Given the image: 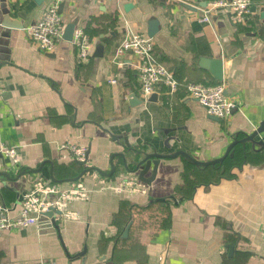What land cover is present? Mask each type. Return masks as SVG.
Wrapping results in <instances>:
<instances>
[{"label":"crops","instance_id":"0c3cea01","mask_svg":"<svg viewBox=\"0 0 264 264\" xmlns=\"http://www.w3.org/2000/svg\"><path fill=\"white\" fill-rule=\"evenodd\" d=\"M49 1L0 0V142L17 152L0 155V204L14 214L39 177L61 188L80 178L90 193L67 203L74 217L40 214L0 233V264H264L263 132L235 150L241 164L177 155L150 181L135 170L143 152L220 157L264 120V0L240 22L224 10L199 21L207 0H62L64 31L92 39L85 60L71 38L45 52L25 34ZM129 29L152 39L178 80L223 82L237 109L220 119L184 90L143 98L135 58L114 57ZM65 140L87 146V167L59 148ZM122 180L138 188L118 189Z\"/></svg>","mask_w":264,"mask_h":264},{"label":"built area","instance_id":"2783aa9c","mask_svg":"<svg viewBox=\"0 0 264 264\" xmlns=\"http://www.w3.org/2000/svg\"><path fill=\"white\" fill-rule=\"evenodd\" d=\"M61 1L50 0L40 17L25 27L27 37L42 51L51 52L64 38V23L59 8ZM252 3V0H207L200 7L201 14L197 18L201 22H210L213 15L224 10L227 11L232 21L240 22L251 13ZM71 42L80 60L89 57L93 42L83 29H74ZM125 53H131L135 58L133 65L137 71L140 94L143 98L158 92L173 94L178 90H184L186 96L196 99L208 114L220 119H227L238 107V101L226 94L225 84L221 81L205 84L178 80L172 71L156 59L153 42L145 33L127 30L115 46L114 57ZM109 81L115 83L116 79L112 78ZM160 87H164V89L161 90ZM59 148L66 150L75 160L83 162L88 160L87 146L84 144L65 140L59 144ZM0 155H5L12 161H16V147L0 142ZM108 185L107 183L103 186ZM133 185L128 186L126 182L122 181L118 189L127 186L131 189L138 188L137 184ZM89 193L90 190L80 180L72 182L68 187L61 188L58 184L39 177L34 180L28 190L22 192L14 214H10L9 206L0 204V233L14 228L27 227L35 223L39 215L48 210L58 211L55 214L63 218L74 217L76 213L66 209L67 203L74 199H84ZM21 264L58 263L54 259H41Z\"/></svg>","mask_w":264,"mask_h":264},{"label":"water","instance_id":"95a60500","mask_svg":"<svg viewBox=\"0 0 264 264\" xmlns=\"http://www.w3.org/2000/svg\"><path fill=\"white\" fill-rule=\"evenodd\" d=\"M68 34V35H67ZM64 37H68V38H71V33H66V31H64ZM217 66V70L215 71L216 73V77L217 79H221L222 78V73L220 71V62L219 61H215L214 62ZM155 96V95H153ZM135 96L132 95V98H134ZM132 102V100H131ZM139 102V101H138ZM263 132L264 133V120L261 121V123L259 124V126L254 129L252 132L250 133H245V135L240 138V139H237V138H233L232 141L230 142V144L228 145L226 151L224 152L223 155H221L220 157H217V158H214V159H210V160H206V161H203V160H199L195 157H193L192 155H190L189 153L183 151V150H178V151H175V152H171V153H159V152H151V153H147V152H143V157L140 158L136 165H135V170H137L139 167L143 166L140 170H139V177L142 178L143 180L145 181H150L151 178L154 177L155 175V172H156V168H157V164L159 162V160L161 158H165V157H175L177 155H181L183 157H185L188 161H190L191 163H193L194 165H197V166H208V165H211V164H214L216 162H219V161H222L230 152V150L232 149V147L234 146V144H236V142L238 141H241L242 143L248 141V140H252L254 139V137L256 135H258L259 133ZM262 138L264 139V135L262 136ZM262 139L260 141V143H262ZM88 156V154H87ZM122 158H123V162L124 164H126V159L125 157L123 156V154H121ZM154 157V158H152ZM79 163H83V161H78ZM150 164H152V169H151V173H150V176L149 177H144L143 176V173L144 171L150 166ZM113 172V168L111 169L110 172L108 173H104L106 175H109L110 173ZM55 213H58V211L56 210H48V211H45L43 212L42 214L44 215H47V216H54Z\"/></svg>","mask_w":264,"mask_h":264},{"label":"trees","instance_id":"16d2710c","mask_svg":"<svg viewBox=\"0 0 264 264\" xmlns=\"http://www.w3.org/2000/svg\"><path fill=\"white\" fill-rule=\"evenodd\" d=\"M244 135H245L244 132H238V133L235 135L234 138L240 139V138H242ZM242 145H243V143H242L241 141L236 142V144H234V146L232 147L230 153L227 155L226 158L229 159V160L232 159L235 150L238 149L239 147H242ZM223 160H224V159H223ZM223 160H222V161H223ZM222 161L216 162V163H214V164H219V163H221ZM233 161H234L236 164H241V162H242V160H239L238 158H234V157H233Z\"/></svg>","mask_w":264,"mask_h":264},{"label":"rangeland","instance_id":"374dc122","mask_svg":"<svg viewBox=\"0 0 264 264\" xmlns=\"http://www.w3.org/2000/svg\"><path fill=\"white\" fill-rule=\"evenodd\" d=\"M151 40H152V39H151ZM152 42H153V41H152ZM73 159H74V158H73ZM77 161H78V160H77ZM86 163H87V162H83L82 164H83L84 166L87 167ZM86 167H85V168H86ZM86 171H87V170H85L83 173H85ZM78 180L82 181L80 178H79V179L77 178L75 181H78ZM122 181L126 182V183L128 184V186H130V183H129L127 180H122ZM122 181H120V182H122ZM82 182H83V181H82ZM83 183H84V182H83ZM84 185H85V184H84ZM128 186L125 187V188H129Z\"/></svg>","mask_w":264,"mask_h":264}]
</instances>
